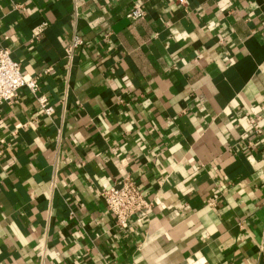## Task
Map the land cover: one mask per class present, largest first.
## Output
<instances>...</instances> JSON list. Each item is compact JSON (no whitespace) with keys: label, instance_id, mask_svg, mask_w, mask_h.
Masks as SVG:
<instances>
[{"label":"crops","instance_id":"crops-1","mask_svg":"<svg viewBox=\"0 0 264 264\" xmlns=\"http://www.w3.org/2000/svg\"><path fill=\"white\" fill-rule=\"evenodd\" d=\"M0 41L54 107L0 105V264H264V0H0Z\"/></svg>","mask_w":264,"mask_h":264},{"label":"built area","instance_id":"built-area-1","mask_svg":"<svg viewBox=\"0 0 264 264\" xmlns=\"http://www.w3.org/2000/svg\"><path fill=\"white\" fill-rule=\"evenodd\" d=\"M185 5L187 0H177ZM147 14L146 6L143 2H134L128 10L126 17L130 21L143 19ZM48 26L47 21H43L32 29L31 37L37 39ZM83 44V39L74 35L72 40L65 47V57L71 63L75 51ZM50 69V68H49ZM45 70L47 72L49 70ZM41 74L27 77L22 71L21 65L11 56L9 47L4 46L0 41V105L11 103L19 97L20 89L27 88L38 100L42 111L48 115L54 112V107L49 104L48 97L39 94V78ZM253 131L257 135L263 134V124L261 117L250 116L247 119ZM107 212L115 220V225L121 229H127L129 221L136 219L137 222L146 220L152 213L154 202L147 199L137 185L136 181L129 176L121 178L109 188L101 190Z\"/></svg>","mask_w":264,"mask_h":264}]
</instances>
